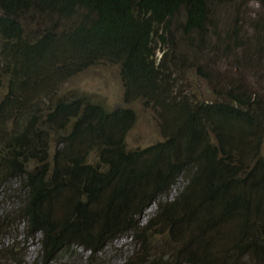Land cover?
Returning a JSON list of instances; mask_svg holds the SVG:
<instances>
[{"label":"trees","instance_id":"trees-1","mask_svg":"<svg viewBox=\"0 0 264 264\" xmlns=\"http://www.w3.org/2000/svg\"><path fill=\"white\" fill-rule=\"evenodd\" d=\"M229 1L0 0V185L23 191L0 232L16 218L40 234L41 264L121 236L123 264H264V93L198 55ZM100 64L118 67L124 107L62 93ZM193 70L212 100L184 82ZM136 102L163 140L128 149Z\"/></svg>","mask_w":264,"mask_h":264},{"label":"rangeland","instance_id":"rangeland-1","mask_svg":"<svg viewBox=\"0 0 264 264\" xmlns=\"http://www.w3.org/2000/svg\"><path fill=\"white\" fill-rule=\"evenodd\" d=\"M216 16L217 39H212L209 49L204 47L198 50V55L202 58L199 62L209 63L213 69H217V73L228 71L236 81L245 80L249 90L263 94L264 6L253 1L231 0L216 9ZM164 51L167 52V47ZM156 56L159 61L163 57L162 51L157 50ZM186 81L190 83L191 90L200 94L202 99H213L209 93L210 87L198 78L194 70L184 75V82ZM73 92L89 96L110 109L125 106L117 66L100 64L86 70L67 82L62 89L65 94ZM128 107L136 113V122L126 138L128 149L146 148L163 140L153 111L145 109L141 102ZM261 153L264 157V138ZM178 186L173 187L169 198L174 196ZM22 196L18 180L10 179L0 185V214L15 212ZM155 210L156 206L153 204L139 218L140 224H144ZM18 222L16 218L10 220L3 232H0V247L14 245L12 254L0 253V264H41L38 261L41 235L27 236L23 223ZM133 250L131 239L121 236L108 242L91 260L89 251L74 247L59 253L47 264H123Z\"/></svg>","mask_w":264,"mask_h":264},{"label":"clouds","instance_id":"clouds-1","mask_svg":"<svg viewBox=\"0 0 264 264\" xmlns=\"http://www.w3.org/2000/svg\"><path fill=\"white\" fill-rule=\"evenodd\" d=\"M152 205H153V204H152ZM152 205H151V206H152ZM151 206H150V207H151ZM150 207H149V208H150ZM149 208H148V209H149ZM148 209H147V210H148Z\"/></svg>","mask_w":264,"mask_h":264}]
</instances>
